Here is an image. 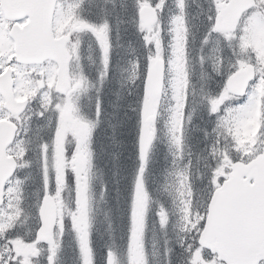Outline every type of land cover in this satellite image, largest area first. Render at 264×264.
Returning <instances> with one entry per match:
<instances>
[{"label":"rangeland","instance_id":"1","mask_svg":"<svg viewBox=\"0 0 264 264\" xmlns=\"http://www.w3.org/2000/svg\"><path fill=\"white\" fill-rule=\"evenodd\" d=\"M85 0H65L59 6L56 15V31L66 32L69 36V48L74 57H78L77 71L72 77L73 87L65 95H57L50 89L47 82L43 89H36V82L32 83L29 69L40 72L41 67L25 68L13 64L16 75L17 92L21 95L25 90L33 93L37 98V106L32 108L24 119L26 127L21 138L14 145L12 153L18 155L19 160L23 161L21 169L22 174L16 181L10 183L7 188L8 201L3 206L0 214V237L19 234L8 241L0 244V260L2 264H57V257L60 255L63 246L66 249L67 243L65 236L68 226V232L75 230L74 235L78 243L82 264H93L92 249L89 241V222L88 207L90 202V192L88 184V168L82 174H73L71 170L65 169V159L70 150L64 149L65 142L71 137L75 143L74 152L70 155L75 156L83 151L89 155L91 149V131L92 124L80 113V98L87 89L86 68L90 67L92 53L95 55L96 48L101 53V59L107 64L110 57V34L108 24L101 22L93 24L86 20L80 12V8ZM147 1H141L138 8ZM225 0H207L204 9L207 12L217 11ZM155 6L161 11V18L158 24L151 30L152 56L151 60L158 54L167 57L168 70L166 79L165 95L161 99H145L143 104L144 119L148 118L154 112H158V122H145L142 133V145L147 151L152 144V140L158 126L164 127L167 133L170 148L175 152L173 158L177 163L180 162L182 141V113L184 110V101L186 98V66H185V48L183 35V14L187 5H182V0H155ZM199 0H195L193 7L198 9ZM211 15V21H212ZM6 21L0 22V69L8 63L12 53V43L7 37ZM1 26L4 27V31ZM142 27V26H140ZM77 28V33L72 34V29ZM163 29H167L166 38H164ZM158 31L162 33L157 36ZM95 42V46L92 45ZM209 54L208 59L214 61L216 70L220 75H228L237 68L246 65L248 49L251 45V58H257L258 62L264 61V0H258L255 8L248 13L241 22V27L236 33L229 34H211L208 37ZM91 43V45H90ZM228 52V53H227ZM40 70V71H39ZM230 73V74H231ZM105 70L102 71V77ZM213 80H219L216 74ZM38 87V86H37ZM213 95L209 94L204 88L197 89L190 87L188 96L190 100L197 99L211 113H214L217 129L223 136V149L214 153L219 160L214 171L213 183L226 175L230 168L233 157H244L253 155L262 150L264 146V137L252 134L255 126L253 119V110L255 107V94L249 92L248 95L237 101L228 92ZM224 92V93H223ZM0 100V104H1ZM192 107V103L190 105ZM66 108H72L73 113L70 118L63 119L61 113ZM169 113L162 117L161 111ZM37 117L44 120L41 123V129L51 130L49 139H42L37 133V137L42 139L40 149L35 148L30 153L29 140L30 121ZM81 115V116H80ZM40 125V124H38ZM37 132V130H36ZM216 150V144L212 149ZM251 150V154L250 153ZM255 150V151H254ZM254 153L252 154V152ZM30 154V155H29ZM36 164L37 166L33 165ZM180 166V164H178ZM72 167L74 164L72 163ZM173 166L169 171V177L163 178L160 187L161 193L168 194L176 192L181 183L186 180L178 169L177 173ZM43 171L45 173H43ZM70 171L74 178L75 190L72 194L63 193L65 186L64 174ZM43 173V174H42ZM224 175V176H225ZM41 178V179H40ZM176 179H178L176 181ZM67 182V181H66ZM44 194L53 195L59 203L57 241L54 245L39 246L37 243L29 241L31 235H34L35 226L30 223V219L35 215L34 208H39L41 197ZM132 202V225L131 237L128 245V253L125 258L126 264H148L147 250L154 252L160 262V246L157 239L146 244L144 243V229L147 221L146 212L151 210V206L157 209L158 218L155 223L162 225L164 233L174 234L175 230H180L182 223L187 225L183 217V200L181 195L176 197V206L167 208L165 204L155 202L149 199V192L146 189V181L143 178V170L137 176L134 197ZM36 199V203L34 200ZM34 202V205H33ZM178 206V207H177ZM174 210H178L174 213ZM176 215V216H175ZM170 240V239H169ZM65 243V244H64ZM116 260V261H115ZM113 264H119L120 260L115 256ZM122 261V264H125ZM153 262V261H152ZM156 264V259L153 262ZM191 264H225L219 261L216 255L204 251V249H195L191 258Z\"/></svg>","mask_w":264,"mask_h":264},{"label":"trees","instance_id":"2","mask_svg":"<svg viewBox=\"0 0 264 264\" xmlns=\"http://www.w3.org/2000/svg\"><path fill=\"white\" fill-rule=\"evenodd\" d=\"M138 1L85 0L80 8L86 20L93 24H108L110 34L107 64L96 48L95 55L92 53L89 61L92 65L86 68L87 89L80 98V113L93 125L89 176L90 245L95 264H107L110 255H113L114 260L116 256L120 260L119 264L125 261L131 231L134 187L138 174L143 170L150 200L162 201L167 208H172L176 206V197L180 193L184 204L186 226L182 223L180 230L177 228L171 235L164 233L160 225L154 227L160 232V264H191L193 251L200 247L198 236L214 189L212 178L218 159L213 154L212 146L219 144L220 151L223 145L215 136L212 114L201 105H188L184 106L182 113L180 162L177 163L173 158L175 151L168 143V135L164 130L166 126L156 128L152 144L147 151L144 150L141 139L145 127L143 84L152 47L140 27ZM200 11L207 12L206 9ZM199 15L200 19L207 17L201 13ZM95 44L92 42L93 46ZM103 70L105 75L102 77ZM160 115L164 117L169 113L165 114L162 110ZM33 117L35 120L29 129L30 153L35 148L40 149L39 142L49 136L47 130L41 129L44 120L37 117V112ZM37 133L42 139L37 137ZM73 144L74 140L69 137L67 148L70 151ZM33 165L37 166L35 163ZM175 165V172L180 169L186 180L181 183V192L178 189L163 194L160 191L163 178L168 179L169 170ZM74 190V178L68 171L63 193L66 196ZM37 211L34 208L35 214ZM149 217L154 221L158 218L157 209L153 206L148 211ZM69 228L65 234L67 248L63 246L57 264H81L75 230L68 232ZM151 229L152 226H149L148 235ZM17 235L7 232L0 240L9 243ZM151 259L154 262L156 256Z\"/></svg>","mask_w":264,"mask_h":264},{"label":"water","instance_id":"3","mask_svg":"<svg viewBox=\"0 0 264 264\" xmlns=\"http://www.w3.org/2000/svg\"><path fill=\"white\" fill-rule=\"evenodd\" d=\"M7 18L29 16L23 27L14 26L11 35L15 40L18 60L41 62L46 58L57 61L58 78L56 89L67 92L71 55L65 36L55 37L53 18L57 0H2ZM255 5V0H229L217 13L215 26L221 30H235L243 13ZM146 27L158 20L157 10L144 5L140 10ZM166 71L165 58L158 56L152 62L144 81V93L148 98L161 97ZM255 73L253 65L236 70L227 81L229 91L244 95ZM5 73L6 81L0 80L5 106L12 113H20L27 100H17L13 79ZM70 116V111L64 112ZM156 114L147 121H154ZM17 127L10 121L0 122V206L4 202L6 181L15 173L17 160L7 154V147L14 140ZM75 162L78 169L85 168V156L80 154ZM57 204L53 197L44 196L40 207L41 226L38 240L54 241V225ZM199 243L217 254L227 264H258L264 259V151L245 162L237 160L222 184L215 188L208 206L205 224L200 232Z\"/></svg>","mask_w":264,"mask_h":264},{"label":"flooded vegetation","instance_id":"4","mask_svg":"<svg viewBox=\"0 0 264 264\" xmlns=\"http://www.w3.org/2000/svg\"><path fill=\"white\" fill-rule=\"evenodd\" d=\"M154 2V0H149ZM195 2V0H182V5L184 7L190 9V6ZM1 9V6H0ZM185 10V9H184ZM191 17V14H190ZM4 20L6 21L5 27H7L6 35L9 39L10 29L12 25L15 23L10 20H6L2 13L0 12V22ZM25 21H19V24H23ZM2 30L4 31V27L1 26ZM210 35L208 33H204L202 35V45L200 49H195L190 52V59H189V81L193 84H201L204 88H211V89H222L223 83L219 80H213L216 77V74L219 75V72L216 70V65L214 61L208 59L209 49L207 47L208 37ZM191 37L193 40L197 39V34L192 32ZM11 40V39H10ZM228 53V52H227ZM247 62L251 64L254 63L257 69V73L254 79L250 82L249 92L255 94V107L253 110V119L255 126L252 129V134L256 136L257 134L262 135L264 137V61L258 62L257 58H251V45L248 49V57ZM26 67H41V72L37 73L34 71H30L32 77L34 78L35 82H38L39 79L43 80L45 83L50 84V89L54 91V86L56 82V74H57V64L53 60H46L41 64H21ZM3 70L0 69V73ZM33 82V81H32ZM25 92H27L25 90ZM33 96H35L33 94ZM231 96L239 101L236 95L231 94ZM22 98H28L26 95ZM33 98V97H31ZM3 113V108L0 105V119L7 118L6 116H1ZM37 231V230H36Z\"/></svg>","mask_w":264,"mask_h":264}]
</instances>
